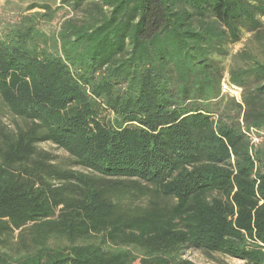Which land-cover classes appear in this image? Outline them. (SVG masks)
<instances>
[{"label": "trees", "instance_id": "obj_1", "mask_svg": "<svg viewBox=\"0 0 264 264\" xmlns=\"http://www.w3.org/2000/svg\"><path fill=\"white\" fill-rule=\"evenodd\" d=\"M3 11L0 264H195L190 250L264 264V61L229 49L264 43V1Z\"/></svg>", "mask_w": 264, "mask_h": 264}, {"label": "rangeland", "instance_id": "obj_2", "mask_svg": "<svg viewBox=\"0 0 264 264\" xmlns=\"http://www.w3.org/2000/svg\"><path fill=\"white\" fill-rule=\"evenodd\" d=\"M6 0H0V23L4 22L5 18H7L6 14L3 11L4 2ZM264 1V0H262ZM230 49V55H236L239 52H242L243 50L250 51L257 59L264 61V43L258 44L256 40L253 39L252 34L249 33H243L241 40L234 44L229 46ZM235 64H241L239 59L233 60L231 58H228L223 61V65L227 69L230 66H233ZM224 72L223 78L228 77L227 72ZM238 96V92L235 94ZM230 97V96H229ZM14 118L8 114L2 107H0V122L6 124L9 127H12L14 124ZM40 148L51 152L54 156L57 157V160L67 164L69 163L68 157L66 153H64L62 150L57 149L55 146L44 143L39 145ZM183 258L188 259L192 261L195 264H243L241 261L231 259L226 256H222L219 254H212L211 257H206L202 255L200 252L197 251H186L183 255Z\"/></svg>", "mask_w": 264, "mask_h": 264}, {"label": "built area", "instance_id": "obj_3", "mask_svg": "<svg viewBox=\"0 0 264 264\" xmlns=\"http://www.w3.org/2000/svg\"><path fill=\"white\" fill-rule=\"evenodd\" d=\"M220 88H221V93L222 94H226L232 98H234L236 101H239L240 100V95H241V89L236 87V86H233L231 85L229 82H228V77H224L222 80H221V83H220ZM235 88H238V96L232 94V90H234ZM251 142L253 144H257L259 142V139L255 138L254 136H252L251 138Z\"/></svg>", "mask_w": 264, "mask_h": 264}, {"label": "bare ground", "instance_id": "obj_4", "mask_svg": "<svg viewBox=\"0 0 264 264\" xmlns=\"http://www.w3.org/2000/svg\"><path fill=\"white\" fill-rule=\"evenodd\" d=\"M238 90H239L238 88H235L234 90H232V94L235 95L238 92Z\"/></svg>", "mask_w": 264, "mask_h": 264}]
</instances>
